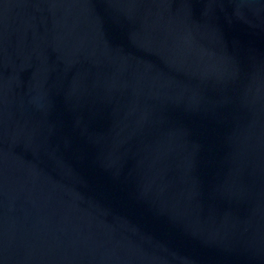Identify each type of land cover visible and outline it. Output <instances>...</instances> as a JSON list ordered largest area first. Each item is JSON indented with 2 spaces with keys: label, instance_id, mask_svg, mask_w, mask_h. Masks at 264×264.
Returning <instances> with one entry per match:
<instances>
[{
  "label": "water",
  "instance_id": "obj_1",
  "mask_svg": "<svg viewBox=\"0 0 264 264\" xmlns=\"http://www.w3.org/2000/svg\"><path fill=\"white\" fill-rule=\"evenodd\" d=\"M0 264H264V0H0Z\"/></svg>",
  "mask_w": 264,
  "mask_h": 264
}]
</instances>
